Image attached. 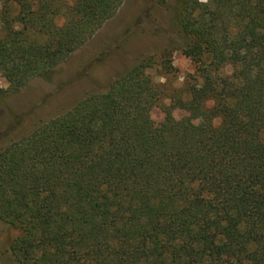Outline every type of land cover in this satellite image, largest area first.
<instances>
[{
  "label": "trees",
  "instance_id": "1",
  "mask_svg": "<svg viewBox=\"0 0 264 264\" xmlns=\"http://www.w3.org/2000/svg\"><path fill=\"white\" fill-rule=\"evenodd\" d=\"M122 3L0 0L8 90L84 45ZM177 27L195 67L180 88L156 83V56L144 57L0 151L15 264H264V0H184ZM161 101L168 119L153 126Z\"/></svg>",
  "mask_w": 264,
  "mask_h": 264
},
{
  "label": "rangeland",
  "instance_id": "2",
  "mask_svg": "<svg viewBox=\"0 0 264 264\" xmlns=\"http://www.w3.org/2000/svg\"><path fill=\"white\" fill-rule=\"evenodd\" d=\"M183 6L184 0H123L115 15L84 45L68 56L49 58L46 71L20 89L8 90V83L0 74V151L86 96L106 92L144 57L156 56L157 65L147 70L156 83L180 88L195 72L193 63L181 53L177 17ZM164 50L171 70L162 75L160 56ZM160 103L148 112L153 126L168 119L160 105L169 102ZM170 115L176 120L184 117L176 109ZM16 236L17 231L0 220V264H15L10 245Z\"/></svg>",
  "mask_w": 264,
  "mask_h": 264
}]
</instances>
